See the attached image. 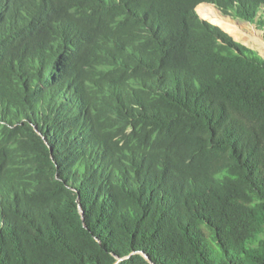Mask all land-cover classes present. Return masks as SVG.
Returning a JSON list of instances; mask_svg holds the SVG:
<instances>
[{"label": "trees", "instance_id": "1", "mask_svg": "<svg viewBox=\"0 0 264 264\" xmlns=\"http://www.w3.org/2000/svg\"><path fill=\"white\" fill-rule=\"evenodd\" d=\"M201 2L264 28V0H0V264H264V59Z\"/></svg>", "mask_w": 264, "mask_h": 264}, {"label": "bare ground", "instance_id": "2", "mask_svg": "<svg viewBox=\"0 0 264 264\" xmlns=\"http://www.w3.org/2000/svg\"><path fill=\"white\" fill-rule=\"evenodd\" d=\"M195 10L202 18L219 26L222 30L232 35L236 40H241L252 46L258 45L260 52L264 51V42L261 40L260 36H259L260 40L250 36V34H248L247 31L244 30V28H241L242 24L238 23V21L232 16L227 14H226L227 17L222 16L224 15L222 12L220 13L213 7L201 3L196 5ZM257 42L259 44H257Z\"/></svg>", "mask_w": 264, "mask_h": 264}, {"label": "clouds", "instance_id": "3", "mask_svg": "<svg viewBox=\"0 0 264 264\" xmlns=\"http://www.w3.org/2000/svg\"><path fill=\"white\" fill-rule=\"evenodd\" d=\"M201 3H203V2H201ZM207 3H210V2H207ZM200 4V3H199ZM213 4V3H212ZM215 5V4H214ZM216 6V5H215ZM216 7H218V6H216ZM219 8V7H218ZM221 9V8H220ZM223 10H226L225 12L226 13H230L232 16H234L238 21L240 20V21H243L244 23H247V24H250V25H252L254 28H255V26L254 25H256L257 26V24L256 23H254V25H253V22H249V21H245V20H242V19H240V18H238L234 13H233V11L232 10H230V9H223ZM196 11V10H195ZM196 13H197V11H196ZM197 15H198V17L200 16L198 13H197ZM200 18V17H199ZM201 19V18H200ZM202 20V19H201ZM206 20V19H205ZM204 21V20H203ZM239 21V22H240ZM207 22V21H206ZM209 23V22H208ZM210 24H212V23H210ZM213 26H215L214 24H212ZM217 27V26H216ZM257 28H259L260 30H262V32H263V35L261 34L260 36H262V38L264 39V28H260L259 26H257ZM220 29V28H219ZM221 31H223L224 33H226V34H228L233 40H235V41H237L238 43H240V44H242V45H244V46H246V47H248L249 49H252V50H254V51H256L257 52V54L259 55V52H260V50H259V48H258V45L255 47V46H252V45H249V44H247V43H245V42H243V41H241V40H236L232 35H230L228 32H226V31H224V30H222V29H220ZM256 30V29H255ZM257 31V30H256ZM33 129L35 130V132L37 133V134H39L40 135V132L37 130V127L36 126H34L33 127ZM44 142L46 143V141H45V139H44ZM50 152H51V150H50ZM56 178H57V175H56ZM69 188H71V187H69ZM71 190H74L73 188H71ZM76 201H77V208H78V211H79V213H80V216H81V218L82 219H84V217H83V210H82V208H81V205H80V203H79V197L77 196L76 197Z\"/></svg>", "mask_w": 264, "mask_h": 264}, {"label": "rangeland", "instance_id": "4", "mask_svg": "<svg viewBox=\"0 0 264 264\" xmlns=\"http://www.w3.org/2000/svg\"><path fill=\"white\" fill-rule=\"evenodd\" d=\"M236 20H237V19H236ZM237 21H238V20H237ZM239 21H240V20H239ZM239 21H238V23H241L242 26H243V27L241 26V28H244V30H246L247 33L250 34V36H252V37H254V38L260 40V39H259V36H260L261 34L263 35L262 30H260L259 28H257V26L254 25V23H253V25L255 26V29H256L257 31L254 30V28H253L252 25L247 24V23H244L243 21H240V22H239ZM263 42H264V39H263ZM257 44H259V43L257 42ZM254 46L256 47L257 45H254ZM258 47H259V46H258Z\"/></svg>", "mask_w": 264, "mask_h": 264}, {"label": "water", "instance_id": "5", "mask_svg": "<svg viewBox=\"0 0 264 264\" xmlns=\"http://www.w3.org/2000/svg\"><path fill=\"white\" fill-rule=\"evenodd\" d=\"M201 4H206V5H209V6H211V7H213L214 9H216L218 12H222V13H224V15H222V16H225V17H227V15H226V10H223V9H220V8H218V7H216L214 4H212V3H207V2H203V3H201ZM226 11V12H225ZM202 20H204V21H207V20H205L204 18H202L201 16H199ZM207 22H209V23H211L210 21H207ZM213 24V23H212ZM260 38H261V40L263 41V38H262V36H260ZM259 55L264 59V51L262 52H259ZM149 262H152L151 261V259H150V257H149V255L148 254H145V253H143V252H140ZM128 257V256H127ZM121 259H123V258H119V257H117V260L119 261V260H121Z\"/></svg>", "mask_w": 264, "mask_h": 264}]
</instances>
